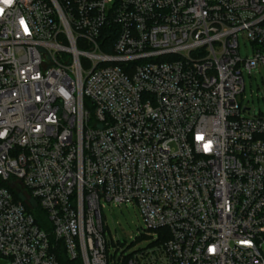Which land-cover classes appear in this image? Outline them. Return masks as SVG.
<instances>
[{
  "label": "built area",
  "instance_id": "built-area-1",
  "mask_svg": "<svg viewBox=\"0 0 264 264\" xmlns=\"http://www.w3.org/2000/svg\"><path fill=\"white\" fill-rule=\"evenodd\" d=\"M258 67L264 0H0V264H264Z\"/></svg>",
  "mask_w": 264,
  "mask_h": 264
},
{
  "label": "rangeland",
  "instance_id": "rangeland-1",
  "mask_svg": "<svg viewBox=\"0 0 264 264\" xmlns=\"http://www.w3.org/2000/svg\"><path fill=\"white\" fill-rule=\"evenodd\" d=\"M239 52L241 58L251 56L249 45H244L241 38H239ZM243 84L244 89L238 95L241 115L264 116V67L253 69L250 75L244 71ZM244 108L248 110H243ZM102 215L105 225L104 235L107 239L114 238L119 243L137 248L139 230L144 227V223L136 209L130 205L116 206L104 203Z\"/></svg>",
  "mask_w": 264,
  "mask_h": 264
},
{
  "label": "trees",
  "instance_id": "trees-1",
  "mask_svg": "<svg viewBox=\"0 0 264 264\" xmlns=\"http://www.w3.org/2000/svg\"><path fill=\"white\" fill-rule=\"evenodd\" d=\"M36 213H38L37 215L39 216L40 220H41V221L43 222V224H44L45 222H44V220H42V219H43V218H42V217H43V216H42V213H41L40 211H39V212L37 211Z\"/></svg>",
  "mask_w": 264,
  "mask_h": 264
}]
</instances>
